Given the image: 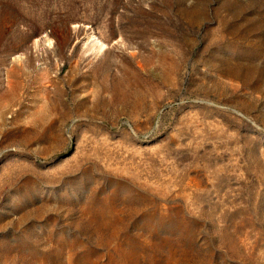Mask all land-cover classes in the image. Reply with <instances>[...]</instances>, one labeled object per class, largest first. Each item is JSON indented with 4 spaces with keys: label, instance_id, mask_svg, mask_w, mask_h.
I'll use <instances>...</instances> for the list:
<instances>
[{
    "label": "rangeland",
    "instance_id": "1",
    "mask_svg": "<svg viewBox=\"0 0 264 264\" xmlns=\"http://www.w3.org/2000/svg\"><path fill=\"white\" fill-rule=\"evenodd\" d=\"M0 264H264V0H0Z\"/></svg>",
    "mask_w": 264,
    "mask_h": 264
}]
</instances>
